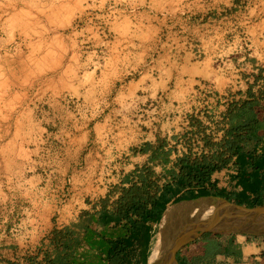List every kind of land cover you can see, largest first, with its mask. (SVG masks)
I'll return each mask as SVG.
<instances>
[{"label":"rangeland","instance_id":"obj_1","mask_svg":"<svg viewBox=\"0 0 264 264\" xmlns=\"http://www.w3.org/2000/svg\"><path fill=\"white\" fill-rule=\"evenodd\" d=\"M191 1L0 0L2 241L37 239L61 207L89 205L112 183L85 148L104 155L149 126L134 107L114 118L113 96L158 56L178 58Z\"/></svg>","mask_w":264,"mask_h":264},{"label":"crops","instance_id":"obj_2","mask_svg":"<svg viewBox=\"0 0 264 264\" xmlns=\"http://www.w3.org/2000/svg\"><path fill=\"white\" fill-rule=\"evenodd\" d=\"M191 2L195 9L182 13L187 21H193L187 26L191 32L183 31L184 41L177 43L178 58L158 56L113 96L118 102V107L113 103L114 118L116 114L123 118L126 111L130 115L134 107L135 123L148 122L149 126L145 130L135 126L127 136L126 145H107L104 155L85 148L86 161L95 159L97 168L100 165L104 168V163H108L109 170L104 169L110 178L106 182L111 179L112 183L98 186L99 195L89 205L61 207L56 213L57 222L43 228L37 239H21L12 244L0 238V264L44 263L45 257L67 253L72 264H108L107 241L127 237L130 225L125 221L102 223L101 201L112 191L106 205L109 211L114 208L112 202L121 188L136 184L146 189L147 180L155 184L157 194L165 190L172 181L171 173L177 172V159L186 153L181 138L191 134L195 141L203 135L213 143L211 147L202 144L203 151L211 154L213 146L225 138L231 123L237 121L229 112L231 107L249 102L261 126L258 142H241L245 146L242 153L247 155L253 148L259 153L264 148V0ZM188 34L192 42H186ZM200 83H209L217 97L197 94ZM227 93L238 99L235 104L227 106L224 102L222 96ZM189 117L193 118L192 125L187 121ZM122 132L123 128L117 130L119 138ZM107 149H110V159L105 156ZM224 157L228 158L226 166L210 175L205 188L234 203L263 204L264 175H239L234 166L235 156L225 153ZM78 176L81 182L88 180L84 171ZM142 181L145 182L142 184ZM147 189L153 191L150 186ZM186 191L188 188L184 187L178 195ZM159 224L160 221L146 222L150 239L145 259L133 260L132 264H148ZM56 231H68L70 236L57 238ZM63 242H69L70 247L65 249ZM138 252L136 248L135 253ZM176 259L178 264H264V233L205 235L180 249Z\"/></svg>","mask_w":264,"mask_h":264},{"label":"trees","instance_id":"obj_3","mask_svg":"<svg viewBox=\"0 0 264 264\" xmlns=\"http://www.w3.org/2000/svg\"><path fill=\"white\" fill-rule=\"evenodd\" d=\"M229 112L237 121L231 123L225 138L219 145L213 146L214 151L211 154L203 153L199 157L193 158L191 153H185L179 157L175 164L177 172L171 173L172 181L166 185L165 190L162 189L157 194V189L154 190L155 184L150 181L148 183L147 180L146 189L136 184L121 188L119 196L112 202L114 208L109 211H106V205L112 191L101 201L102 223L113 221L115 224H119L125 221L130 225L127 237L107 241L109 245L108 264H132L133 260L135 262L143 261L145 248L150 239L146 222L159 223L169 203L216 194L207 190L204 183H209V177L214 171L226 166L228 158L224 157L225 153L235 156L234 166L239 175H264L262 174L264 171V148H261L259 153L255 148L247 155L242 153L245 146L241 145V142H258L260 139L258 132L261 126L253 109L249 107V102H244L239 107H231ZM242 118L243 120H240ZM212 144L210 140H205V146L211 147ZM144 182L142 181V184ZM148 186L152 188V192L148 191ZM184 187L188 188V191L183 195H178ZM55 236L63 238L70 236V232L56 231ZM63 247L68 249L70 243L63 242ZM136 248H139L138 253H135ZM37 264H72L71 255L67 253L54 258L45 257L44 263L38 262Z\"/></svg>","mask_w":264,"mask_h":264},{"label":"water","instance_id":"obj_4","mask_svg":"<svg viewBox=\"0 0 264 264\" xmlns=\"http://www.w3.org/2000/svg\"><path fill=\"white\" fill-rule=\"evenodd\" d=\"M181 202L197 204L196 206L186 205V208L178 215L173 229L161 241L160 256L156 264H178L177 252L205 235L264 233V203L246 206L220 196L207 195L182 199L172 204ZM195 210L199 211L194 215Z\"/></svg>","mask_w":264,"mask_h":264},{"label":"bare ground","instance_id":"obj_5","mask_svg":"<svg viewBox=\"0 0 264 264\" xmlns=\"http://www.w3.org/2000/svg\"><path fill=\"white\" fill-rule=\"evenodd\" d=\"M197 203L192 202H181V203H175L171 204L167 207L165 212L162 214V220L159 224V233L157 240L154 244V247L152 248L151 253L148 257V264H156L159 256H160V245L161 241L166 238L171 230L173 229L174 222L178 215L182 212L183 209L186 208V205L188 206H196ZM199 210L194 211V215L198 213Z\"/></svg>","mask_w":264,"mask_h":264},{"label":"built area","instance_id":"obj_6","mask_svg":"<svg viewBox=\"0 0 264 264\" xmlns=\"http://www.w3.org/2000/svg\"><path fill=\"white\" fill-rule=\"evenodd\" d=\"M196 93L199 95H203V96H208L211 98H216L217 94L215 93V91L213 90V88L210 86L209 83H200V85H198ZM224 102L227 104V106H231L233 104H235L237 102L238 99L235 98V96L233 94L227 93L224 94L223 96ZM207 108V107H206ZM208 109V108H207ZM193 119L187 118V121L189 123V125H192L191 123ZM203 135H201V138H197V140L194 141L195 136H192L191 134L186 135L185 137H182L181 139L185 142V152L186 153H191V156L194 158L196 157V155L194 154H203L205 153L204 150V146L202 144H205V139L204 137H202ZM189 139L193 140L195 142V146L193 148H190L188 141ZM200 139V140H199ZM201 141V142H200ZM199 143H201V146L199 147Z\"/></svg>","mask_w":264,"mask_h":264}]
</instances>
